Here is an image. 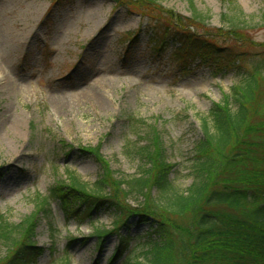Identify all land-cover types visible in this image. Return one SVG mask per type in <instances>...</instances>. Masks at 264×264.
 Wrapping results in <instances>:
<instances>
[{"label":"rangeland","instance_id":"374dc122","mask_svg":"<svg viewBox=\"0 0 264 264\" xmlns=\"http://www.w3.org/2000/svg\"><path fill=\"white\" fill-rule=\"evenodd\" d=\"M154 1L192 17L190 0ZM191 1L212 15L210 28L229 29L230 19L238 18L253 41L264 44V0ZM148 24L113 0H0V130L7 131L18 118L24 129L12 144V153L17 147L25 150L19 169L7 170L9 152L0 150V215L11 224L35 214L37 197L47 196L57 180L73 175L91 187L99 180L101 164L84 149H99L116 178L138 176L145 164L140 148L150 143L153 131L165 161L174 167V187L180 193L191 188L204 125L213 132V106L233 96L245 73H217L198 59L180 67L171 56L177 46L152 49ZM140 30L131 46L130 34ZM258 50H251L250 58L256 60ZM6 79L21 88L11 92L4 87ZM98 83L107 110L75 101ZM62 96L70 105L59 111L54 98ZM153 195L159 197L157 191ZM140 202L133 198L129 203L136 207ZM49 210L38 216L34 241L43 254L32 264H146L145 253L155 240L150 224L133 218L101 239L98 230L115 229L111 212L69 220L58 204ZM119 248L127 252L115 259ZM6 252L1 246L0 257Z\"/></svg>","mask_w":264,"mask_h":264},{"label":"trees","instance_id":"16d2710c","mask_svg":"<svg viewBox=\"0 0 264 264\" xmlns=\"http://www.w3.org/2000/svg\"><path fill=\"white\" fill-rule=\"evenodd\" d=\"M113 1L147 19L154 51L177 46L171 56L180 67L198 59L217 73L244 71L245 80L232 97L213 106V132L205 123L195 149L196 179L186 193L171 182L174 167L165 161L154 131L150 143L140 148L145 164L138 176L118 179L99 149H84L101 164L99 180L92 187L73 175L57 180L47 196L37 197L36 213L20 224L0 215V247L7 248L0 264H32L42 256L34 241L38 216L48 214L52 203L69 220L92 219L102 211L114 214V231L98 230L101 239L120 232L133 218L150 224L155 240L145 253L146 264H264V44L255 43L238 18L230 19L229 29L210 28L212 15L198 11L191 0V18L154 0ZM140 32L130 34L131 46ZM255 48H260L256 60L249 56ZM133 198L141 199L136 207L129 203ZM126 252L117 249L115 259Z\"/></svg>","mask_w":264,"mask_h":264},{"label":"bare ground","instance_id":"6f19581e","mask_svg":"<svg viewBox=\"0 0 264 264\" xmlns=\"http://www.w3.org/2000/svg\"><path fill=\"white\" fill-rule=\"evenodd\" d=\"M13 35H10L9 39L11 40ZM11 41H16L15 38H13ZM4 87L6 89L12 91H15L18 88H21L20 84L13 80V79H6L3 81ZM103 89V85L101 83L95 84L93 88H88L86 91L80 92L76 98L75 101L77 103H83V102H92L96 107L100 108L101 110H107L108 105L106 104V101L103 99V95L101 94V91ZM54 104L57 106L58 110H64V108L67 105H70L69 99L62 97H56L54 98ZM9 127H7V131L3 132L0 130V150L6 149V151L9 152L10 161L5 164V168L7 170H17L20 168L18 163L21 162L20 159H22L25 156V150L23 147H17L16 153H12V144L16 143L15 140L22 137L24 134L23 125L21 123V118L13 119L9 123ZM12 153V155H10ZM14 159V160H13ZM13 180V178L11 179Z\"/></svg>","mask_w":264,"mask_h":264}]
</instances>
